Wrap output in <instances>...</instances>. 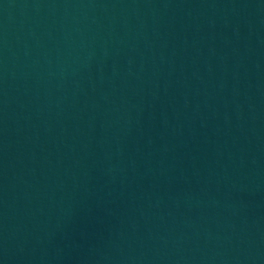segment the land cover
Instances as JSON below:
<instances>
[{"label":"water","instance_id":"95a60500","mask_svg":"<svg viewBox=\"0 0 264 264\" xmlns=\"http://www.w3.org/2000/svg\"><path fill=\"white\" fill-rule=\"evenodd\" d=\"M0 264H264V0H0Z\"/></svg>","mask_w":264,"mask_h":264}]
</instances>
